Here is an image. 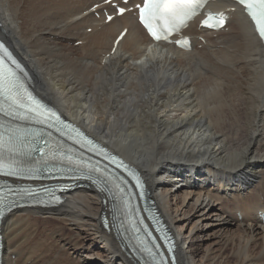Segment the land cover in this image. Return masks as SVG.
<instances>
[{"label": "bare ground", "instance_id": "1", "mask_svg": "<svg viewBox=\"0 0 264 264\" xmlns=\"http://www.w3.org/2000/svg\"><path fill=\"white\" fill-rule=\"evenodd\" d=\"M95 4L0 0V37L42 99L146 179L179 241L172 264H264V45L236 12L228 33L201 50L147 51L130 15L100 27L88 14ZM66 197L6 217L4 264H141L125 231L104 226L105 194L86 187Z\"/></svg>", "mask_w": 264, "mask_h": 264}, {"label": "snow or ice", "instance_id": "2", "mask_svg": "<svg viewBox=\"0 0 264 264\" xmlns=\"http://www.w3.org/2000/svg\"><path fill=\"white\" fill-rule=\"evenodd\" d=\"M238 2L245 6L257 26L259 35L264 38V0H238ZM202 3L203 0H146L144 8L140 10L141 22L155 39L162 38L160 33L166 38L171 32L185 27L189 18L198 12ZM123 11L124 9H119V12L123 13ZM153 21L157 22L156 26L153 25ZM0 49L13 64L19 67L3 43H0ZM4 103H8L12 108L25 110L21 113L22 118L31 113L44 122L53 118L56 121L60 120L57 113L36 100L32 91L16 72L5 68L0 61V107ZM39 151L43 154V149Z\"/></svg>", "mask_w": 264, "mask_h": 264}, {"label": "rangeland", "instance_id": "3", "mask_svg": "<svg viewBox=\"0 0 264 264\" xmlns=\"http://www.w3.org/2000/svg\"><path fill=\"white\" fill-rule=\"evenodd\" d=\"M38 86H39V85H38ZM39 88L41 89L40 86H39ZM41 90H42V89H41ZM179 206H181V203L179 204ZM231 208H233V207H231ZM61 226H62V225L57 224L58 229H59ZM48 228H52V227L49 226V227H47V229H48ZM37 230H40V231H41V230H43V227L39 225V226H37ZM41 232H43V231H41ZM173 233L175 234L174 229H173ZM30 234H32V236H33V230L31 231ZM43 234L46 235L45 232H43ZM35 236H37V234H35L34 237H35ZM45 237H46V236H45ZM185 244H187V243H185ZM234 247H235V246H234ZM229 252H230V251H227V253H229ZM235 262H236L235 258H232V262H231V263H235Z\"/></svg>", "mask_w": 264, "mask_h": 264}]
</instances>
